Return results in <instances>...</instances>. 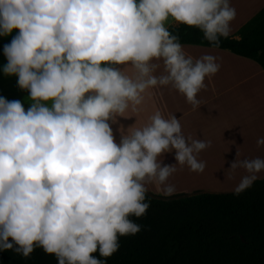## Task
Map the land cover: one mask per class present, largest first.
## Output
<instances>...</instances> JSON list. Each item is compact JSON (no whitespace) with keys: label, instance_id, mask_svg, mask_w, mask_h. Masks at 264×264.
<instances>
[{"label":"clouds","instance_id":"9594fccd","mask_svg":"<svg viewBox=\"0 0 264 264\" xmlns=\"http://www.w3.org/2000/svg\"><path fill=\"white\" fill-rule=\"evenodd\" d=\"M235 17L231 0H0V38H10L0 72L27 93V107L0 96V252L107 264L121 237L141 231L149 185L170 197L177 166L202 173L209 142L186 137L174 114L121 121L157 88L197 108L220 64L187 54L169 22L215 48ZM256 144L264 148V136ZM262 173L264 157L237 153L227 168L228 179L239 176L233 194Z\"/></svg>","mask_w":264,"mask_h":264},{"label":"trees","instance_id":"16d2710c","mask_svg":"<svg viewBox=\"0 0 264 264\" xmlns=\"http://www.w3.org/2000/svg\"><path fill=\"white\" fill-rule=\"evenodd\" d=\"M169 31L181 45L212 48L198 29L179 24ZM237 36L222 38L215 48L255 61L264 71V7ZM147 197L150 207L136 220L141 231L121 237L107 264H264V178L239 195ZM0 264H56V260L36 248L28 258L0 252Z\"/></svg>","mask_w":264,"mask_h":264},{"label":"crops","instance_id":"0c3cea01","mask_svg":"<svg viewBox=\"0 0 264 264\" xmlns=\"http://www.w3.org/2000/svg\"><path fill=\"white\" fill-rule=\"evenodd\" d=\"M236 9L230 37L238 38V30L264 7V0H231ZM179 24L170 21L169 27ZM10 38H0V67L6 62L2 47ZM187 54L199 57L211 54L218 58L219 71L209 80L206 88L198 93L199 106L195 109L186 103L184 97L170 88L150 90L143 109L129 113L125 125L135 121L140 127L148 117L159 109L165 116L174 114L181 123L183 134L192 139L209 142L199 158L205 162L202 173H194L187 167L177 166L171 178L176 191L170 197L157 194L148 186L147 195L159 200H175L200 194H229L239 180L227 178L228 162L240 158L264 157V148H257L256 140L264 136V71L255 62L237 56L227 50L197 45H182ZM0 96L25 102L26 92L18 89L16 78L5 77L0 72ZM25 107L27 103L25 102ZM117 141L119 135L113 126ZM171 154H165V163H173ZM264 173L257 180L263 179Z\"/></svg>","mask_w":264,"mask_h":264}]
</instances>
